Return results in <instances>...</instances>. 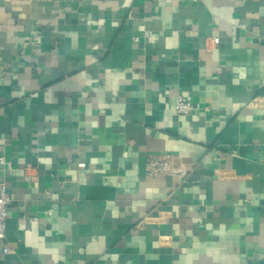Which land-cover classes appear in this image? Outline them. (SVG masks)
Returning a JSON list of instances; mask_svg holds the SVG:
<instances>
[{"label": "crops", "instance_id": "crops-1", "mask_svg": "<svg viewBox=\"0 0 264 264\" xmlns=\"http://www.w3.org/2000/svg\"><path fill=\"white\" fill-rule=\"evenodd\" d=\"M1 157L0 264H264V0H0Z\"/></svg>", "mask_w": 264, "mask_h": 264}, {"label": "built area", "instance_id": "built-area-1", "mask_svg": "<svg viewBox=\"0 0 264 264\" xmlns=\"http://www.w3.org/2000/svg\"><path fill=\"white\" fill-rule=\"evenodd\" d=\"M215 43H219V38L214 39ZM194 105L184 98L183 96H178L176 99V111L178 114H187L194 110ZM0 163H6L4 157L0 158ZM80 167H84L85 164H79ZM147 173L149 176H159L167 173H173L180 176H186L187 170L182 167L173 166L170 160L166 157L164 158H149L147 160ZM10 201L8 195L7 185L5 183H0V239H3L6 235L7 227V207ZM12 249L5 248L4 253H10Z\"/></svg>", "mask_w": 264, "mask_h": 264}]
</instances>
